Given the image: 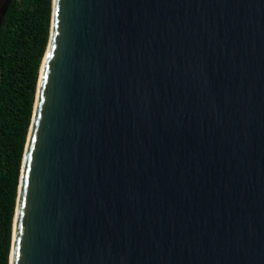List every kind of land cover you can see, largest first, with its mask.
Listing matches in <instances>:
<instances>
[{"label": "water", "instance_id": "95a60500", "mask_svg": "<svg viewBox=\"0 0 264 264\" xmlns=\"http://www.w3.org/2000/svg\"><path fill=\"white\" fill-rule=\"evenodd\" d=\"M9 264H264V0H53Z\"/></svg>", "mask_w": 264, "mask_h": 264}, {"label": "trees", "instance_id": "16d2710c", "mask_svg": "<svg viewBox=\"0 0 264 264\" xmlns=\"http://www.w3.org/2000/svg\"><path fill=\"white\" fill-rule=\"evenodd\" d=\"M53 0H12L0 28V264H9L22 160Z\"/></svg>", "mask_w": 264, "mask_h": 264}, {"label": "flooded vegetation", "instance_id": "af4514ba", "mask_svg": "<svg viewBox=\"0 0 264 264\" xmlns=\"http://www.w3.org/2000/svg\"><path fill=\"white\" fill-rule=\"evenodd\" d=\"M4 0H0V6H1V2L3 3Z\"/></svg>", "mask_w": 264, "mask_h": 264}, {"label": "rangeland", "instance_id": "374dc122", "mask_svg": "<svg viewBox=\"0 0 264 264\" xmlns=\"http://www.w3.org/2000/svg\"><path fill=\"white\" fill-rule=\"evenodd\" d=\"M1 4H2V2H1Z\"/></svg>", "mask_w": 264, "mask_h": 264}]
</instances>
